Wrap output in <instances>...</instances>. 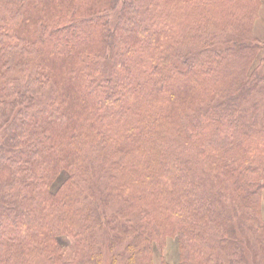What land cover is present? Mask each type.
Returning <instances> with one entry per match:
<instances>
[{
	"label": "trees",
	"instance_id": "trees-1",
	"mask_svg": "<svg viewBox=\"0 0 264 264\" xmlns=\"http://www.w3.org/2000/svg\"><path fill=\"white\" fill-rule=\"evenodd\" d=\"M263 1L0 0V264H103L97 224L125 264L168 238L177 264H264V109L243 106Z\"/></svg>",
	"mask_w": 264,
	"mask_h": 264
},
{
	"label": "rangeland",
	"instance_id": "rangeland-1",
	"mask_svg": "<svg viewBox=\"0 0 264 264\" xmlns=\"http://www.w3.org/2000/svg\"><path fill=\"white\" fill-rule=\"evenodd\" d=\"M119 9H120V5L117 8V12L115 13V15H113V17H111V23L114 24V22L116 21V17L119 13ZM253 36L254 38L257 40V43L261 46H264V1L262 2V6L259 7L258 9V16L254 21V28H253ZM263 48L262 50H260L256 56V59L253 63V67L252 69H257V75L259 77H264V70L263 68L260 66V60L263 58L264 56V52H263ZM193 54H199L200 50L196 49L192 51ZM44 99H42L43 101ZM42 101H40L39 104L42 103ZM244 108L247 109L248 111V115L249 117L254 115V117H259L261 112H263L264 109V82H261L259 84L258 89H256L253 92L252 97L248 100V102H246L244 105ZM165 149H167L169 155L174 156L176 159H178L180 162L186 163L188 161H191L193 164L195 163V167L194 170L192 171V175L196 178V180L201 179V178H205L206 174L204 172V168L198 164V159H196L195 157L191 156V155H187L181 148H178V146L174 143H172L171 141L169 143H167ZM90 158V162L93 161V157H89ZM200 165V166H199ZM94 166L96 168V172L94 174V183L91 185L90 189L91 192H93L95 199H90L88 198L84 203H85V207L86 206H91L93 203H99L101 204V191H103L104 187H105V182L106 179L109 175H111L109 170H105L103 172H99L98 171V166L96 163H94ZM204 176V177H203ZM62 180V179H61ZM58 183V182H57ZM56 183V184H57ZM205 189H209V187L205 188ZM208 191L206 193H210L214 196L215 191L214 190H205ZM264 197V196H263ZM264 200V199H263ZM121 204L119 203H115L113 205H109L107 207L105 206H100L97 211L100 217V221L101 223L107 219L109 217V215H111L113 212H115L117 209H119ZM229 211V208L227 209ZM134 218V217H133ZM136 219V217H135ZM93 237H94V247L95 250L98 251L99 253L102 254L103 256V264H113V259H115V264H125L126 259L128 257V254H126L124 252V246L123 245H117L114 249L110 248V240L113 237H116L117 234L114 231H111L110 228L106 227L105 225H96L92 228V230L90 231V233ZM89 234H85L86 236H89ZM172 240L174 242L177 243V241L175 239H166L165 245L163 247V249L166 247V243ZM60 243L62 244V246L65 249V257H72L73 251H74V240L71 238H62L60 239ZM213 243V242H212ZM162 249V250H163ZM161 251H158L155 248V252L154 254L158 255L159 252L162 253ZM176 252H178V248L176 247ZM251 258H248V264H251Z\"/></svg>",
	"mask_w": 264,
	"mask_h": 264
},
{
	"label": "crops",
	"instance_id": "crops-1",
	"mask_svg": "<svg viewBox=\"0 0 264 264\" xmlns=\"http://www.w3.org/2000/svg\"><path fill=\"white\" fill-rule=\"evenodd\" d=\"M262 219L264 221V200H262ZM166 243V247L162 250V257L168 264H177L178 263V252H176L177 243L170 240ZM153 264H160L159 254H154Z\"/></svg>",
	"mask_w": 264,
	"mask_h": 264
}]
</instances>
